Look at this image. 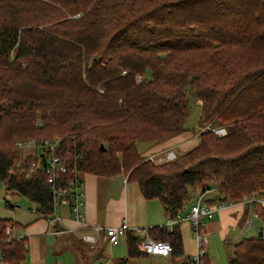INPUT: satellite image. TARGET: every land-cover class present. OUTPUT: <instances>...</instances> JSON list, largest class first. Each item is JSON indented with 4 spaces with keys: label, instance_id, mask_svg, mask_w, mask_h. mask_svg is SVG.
<instances>
[{
    "label": "trees",
    "instance_id": "trees-1",
    "mask_svg": "<svg viewBox=\"0 0 264 264\" xmlns=\"http://www.w3.org/2000/svg\"><path fill=\"white\" fill-rule=\"evenodd\" d=\"M195 104L198 143L171 160L144 158L137 143L187 130ZM54 137L67 167L59 183L123 175L166 218L196 190L212 188V202L264 194V0H0V183L43 216L48 176L26 175L37 157L15 142ZM255 212L257 234L225 242L228 264H264V207ZM16 224L0 219V264L25 258V237L6 231ZM126 234L116 264L147 256ZM149 235L183 256L179 225Z\"/></svg>",
    "mask_w": 264,
    "mask_h": 264
},
{
    "label": "crops",
    "instance_id": "crops-1",
    "mask_svg": "<svg viewBox=\"0 0 264 264\" xmlns=\"http://www.w3.org/2000/svg\"><path fill=\"white\" fill-rule=\"evenodd\" d=\"M201 128L202 126L196 120L194 124L188 126L187 130L162 143L156 145L142 143L144 148L141 155L164 149L182 153L198 143ZM83 190L85 203L83 212L87 225L83 226L76 222L66 208L60 207L56 212L65 219L64 225L72 231L58 234L50 231L46 218L37 212L35 203H33L34 208L30 207L31 204L23 206L22 200L19 199L20 195L7 191L4 184L0 185V193H4L0 196V219L9 218L17 223L10 227V235L14 238L25 237L27 242V252L21 264H60L56 257L62 254L66 256L63 264H97L99 261L103 264H116L120 258L126 256L127 234L120 238L118 244L112 245L107 242L103 232L95 233L91 229L92 225L102 227L118 225L126 219L129 231L140 237L137 229L144 226L163 225L166 219L160 202L157 199L143 198L137 183L127 180L123 175L105 178L85 174ZM7 202L12 206H8ZM248 210L245 206L236 205L222 210L215 217L201 218L203 232L207 237L205 256L209 264H217L220 256L210 254L211 251L207 245L209 243L215 245L218 239L223 244H226V241L240 240L245 234L242 231V225L249 214ZM181 223L182 227H180ZM181 223L179 224L181 231L185 227L186 231L191 229V222L188 219ZM84 233L94 235L96 243L90 244L83 241L81 235ZM189 239L193 240L195 246L193 233L189 235L184 232L181 257L171 259L169 256L146 254L147 256L141 258L130 259L126 264L180 263L185 257H191L195 252L189 247Z\"/></svg>",
    "mask_w": 264,
    "mask_h": 264
},
{
    "label": "built area",
    "instance_id": "built-area-1",
    "mask_svg": "<svg viewBox=\"0 0 264 264\" xmlns=\"http://www.w3.org/2000/svg\"><path fill=\"white\" fill-rule=\"evenodd\" d=\"M212 130L218 134L223 135L226 133V129L222 126L213 127ZM16 147L25 152L33 154L37 157L35 161H32L27 176H31L38 169L44 170L47 174V182L51 189V213L45 215L47 223L52 233H68L72 231L71 228L64 225V218L56 212L60 207L66 208L73 220L86 226V219L84 216V190H83V178L73 177L63 183H59L58 178L67 172V167L61 161L60 157L56 154V150L59 146V138H43L35 140L33 138L17 140L15 142ZM144 158L162 162L171 160L176 157V153L172 149H164L156 153H149L143 155ZM14 165L18 166L19 161ZM214 192L212 188H206L204 190H198L196 197L189 205L187 214H176L173 217H168L163 224L168 230H172L173 227L179 225L183 220L188 219L191 222V230L195 238V252L190 257V264H203V258L205 255V246L207 243V237L203 232V224L201 222L202 217L212 218L219 214L226 208H233L236 205L245 206L249 210L246 220L242 225V231L245 233L249 231L257 219L255 208L258 206L264 207V194H251L243 195L241 199L237 201H216L212 202L213 196L210 194ZM40 214V213H39ZM42 215V214H40ZM43 216V215H42ZM148 227H141L137 229V233L140 235V249L150 255H160L163 257L169 256L171 252V245L167 241L156 240L149 235ZM91 229L95 233L103 232L106 240L109 244L116 245L119 243L120 238L129 231L126 219H123L118 225L112 226H97L92 225ZM10 227L6 229L7 233H10ZM82 240L90 244L96 243V237L90 233H84L81 235ZM97 264H103L98 262Z\"/></svg>",
    "mask_w": 264,
    "mask_h": 264
},
{
    "label": "rangeland",
    "instance_id": "rangeland-1",
    "mask_svg": "<svg viewBox=\"0 0 264 264\" xmlns=\"http://www.w3.org/2000/svg\"><path fill=\"white\" fill-rule=\"evenodd\" d=\"M196 104H199V102H196ZM196 104L191 107V112H190V116H189V119H188V122H187V126L194 124L196 122L197 118H198V114L197 113H198L199 109H198V106H196ZM142 143H145V142H138L137 143L138 150L141 153H142L143 148H144ZM0 185L3 186L2 183H0ZM197 191L198 190H196L195 193L193 194V199L196 197ZM3 194H4L3 192H2V194L0 193V196L3 195ZM215 195H216L215 192H212L210 194V196H215ZM9 199H11V197H9ZM19 199L22 200L23 206H26L27 204H31L32 206L30 205V207L34 208L33 202L29 198H27L26 196H21L20 195ZM22 208H25V207H22ZM188 210H189L188 207L185 208V210L182 212V214L183 215L187 214ZM257 222L258 221L255 220V222H254L255 226L253 225V227L249 231L245 232L243 237H250V236H253V235L257 234V231H258V229L256 228L257 227ZM164 223H165V221H164ZM182 225L183 224L181 223L180 227H182ZM144 227H147V226H144ZM184 232L185 233L187 232L189 235L192 233L191 229H188V231H186V227L183 228V230L181 231L182 236H183ZM188 242H189V247L195 251V246L193 245V240L189 239ZM207 247L211 251L210 254L217 255V256L219 255L220 256L219 262L218 261L216 262L217 264H228L227 261L231 258V253H232V247L230 245L223 244V242L218 239L217 242H215V245L212 244V243H209L207 245ZM64 257H66V256L64 254H62V255L57 256L56 258H57V260H58V262L60 264H63ZM53 262H54V258H53Z\"/></svg>",
    "mask_w": 264,
    "mask_h": 264
},
{
    "label": "water",
    "instance_id": "water-1",
    "mask_svg": "<svg viewBox=\"0 0 264 264\" xmlns=\"http://www.w3.org/2000/svg\"><path fill=\"white\" fill-rule=\"evenodd\" d=\"M262 234V231L261 230H259V232H258V235H261Z\"/></svg>",
    "mask_w": 264,
    "mask_h": 264
},
{
    "label": "bare ground",
    "instance_id": "bare-ground-1",
    "mask_svg": "<svg viewBox=\"0 0 264 264\" xmlns=\"http://www.w3.org/2000/svg\"><path fill=\"white\" fill-rule=\"evenodd\" d=\"M58 155V154H57ZM59 156V155H58ZM154 239V238H153Z\"/></svg>",
    "mask_w": 264,
    "mask_h": 264
}]
</instances>
